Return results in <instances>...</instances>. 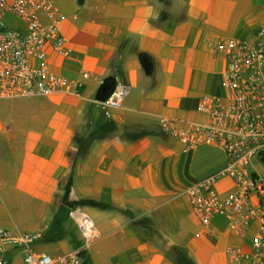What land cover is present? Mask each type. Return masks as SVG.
I'll return each instance as SVG.
<instances>
[{
    "label": "crops",
    "instance_id": "crops-1",
    "mask_svg": "<svg viewBox=\"0 0 264 264\" xmlns=\"http://www.w3.org/2000/svg\"><path fill=\"white\" fill-rule=\"evenodd\" d=\"M55 2L74 54H52L49 66L83 87L0 99V146L8 150L0 190L40 221L28 231L48 229L39 243L58 251L84 245L71 209L88 213L98 236L81 252L85 263L224 264L225 247L240 240L221 217L216 235L204 228L185 191L221 171L226 155L212 145L186 150L161 119L202 118L200 97L224 91L225 61L208 39L253 37L264 0ZM108 78L124 86L110 118L96 101ZM215 188L226 192L232 181Z\"/></svg>",
    "mask_w": 264,
    "mask_h": 264
},
{
    "label": "built area",
    "instance_id": "built-area-1",
    "mask_svg": "<svg viewBox=\"0 0 264 264\" xmlns=\"http://www.w3.org/2000/svg\"><path fill=\"white\" fill-rule=\"evenodd\" d=\"M66 19L55 0H0V99L80 92L81 79L49 66L52 54H74L60 29ZM208 47L213 56L225 61L223 93L200 97L201 119L179 123L163 117L161 128L186 150L212 145L224 151L225 167L185 193L204 228L216 235L215 222L221 217L226 231L240 240L225 247L227 264H264V23L251 38L208 39ZM88 77L84 71L82 79ZM123 95L124 86L117 81L106 99L96 100L106 117L122 107ZM222 177L232 181L226 192L215 188ZM71 216L84 245L54 254L36 250L46 227L12 231L0 221V264H90L83 261L81 252L98 236L95 223L78 207L71 209Z\"/></svg>",
    "mask_w": 264,
    "mask_h": 264
},
{
    "label": "rangeland",
    "instance_id": "rangeland-1",
    "mask_svg": "<svg viewBox=\"0 0 264 264\" xmlns=\"http://www.w3.org/2000/svg\"><path fill=\"white\" fill-rule=\"evenodd\" d=\"M11 23L13 25H15L17 23V20L15 17L12 18ZM7 153H8L7 148L5 146H0V169L4 168L3 164L7 163V161H8L6 158ZM2 159L5 161H3ZM222 178H226V177H222ZM222 178H220V179H222ZM7 192H9V191L0 190V218L4 217V219H6L8 221H13V220L17 221V223L19 224L18 227L21 229V231H28L33 226L39 225L40 221L33 219L32 215L29 212H26V211L19 209L16 204H14L12 201H10V199L8 198V195H6ZM74 223H75L74 227L82 235L80 228L77 226L76 222H74ZM5 227L9 228L12 231H20V230H17V228L11 224H7V226H5ZM36 250L47 251L51 254H54V252H59V253L63 252L61 250L58 251L56 249L55 243H53V242L46 243V244H44V243L36 244ZM224 264H227L226 256H225Z\"/></svg>",
    "mask_w": 264,
    "mask_h": 264
},
{
    "label": "trees",
    "instance_id": "trees-1",
    "mask_svg": "<svg viewBox=\"0 0 264 264\" xmlns=\"http://www.w3.org/2000/svg\"><path fill=\"white\" fill-rule=\"evenodd\" d=\"M110 81H112V83H110ZM115 83L117 84V82H115ZM116 84L114 85V79L113 78H108L101 85L99 92L102 91L103 87H107L108 92L110 93L115 88Z\"/></svg>",
    "mask_w": 264,
    "mask_h": 264
},
{
    "label": "water",
    "instance_id": "water-1",
    "mask_svg": "<svg viewBox=\"0 0 264 264\" xmlns=\"http://www.w3.org/2000/svg\"><path fill=\"white\" fill-rule=\"evenodd\" d=\"M109 92H108V89L107 87H103L102 91L98 92L97 93V99H106L108 96H109Z\"/></svg>",
    "mask_w": 264,
    "mask_h": 264
}]
</instances>
